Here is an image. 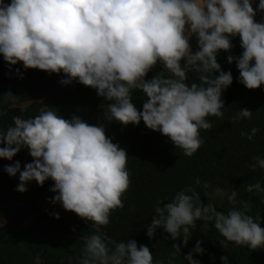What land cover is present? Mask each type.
Masks as SVG:
<instances>
[{"label":"trees","instance_id":"16d2710c","mask_svg":"<svg viewBox=\"0 0 264 264\" xmlns=\"http://www.w3.org/2000/svg\"><path fill=\"white\" fill-rule=\"evenodd\" d=\"M191 1L0 0V264H264V0Z\"/></svg>","mask_w":264,"mask_h":264},{"label":"rangeland","instance_id":"374dc122","mask_svg":"<svg viewBox=\"0 0 264 264\" xmlns=\"http://www.w3.org/2000/svg\"><path fill=\"white\" fill-rule=\"evenodd\" d=\"M195 0H192L191 4H193ZM208 1V0H207ZM206 1V4H205V7L206 5H208V2ZM212 3H216L217 5V10L221 11V13H225V12H229V7L226 6L225 4H223L220 0H211ZM191 4L187 7L186 9V12H185V17H186V20H185V26H184V31H183V41H184V46H185V50H186V54H187V57L189 59H193L194 57V54H195V51L194 49L192 48V46L190 45L189 43V38H190V34L193 32V29L198 25L196 23V18L198 16V13L194 10V9H190L189 7L191 6ZM72 18H74L73 15H70ZM204 18L206 19L207 18V15L205 13V10H204ZM197 24V25H196ZM188 25L191 27V30H189V32L186 34V30ZM193 28V29H192ZM76 189L72 190L69 194H68V197H72L73 194L75 193ZM54 209V206H50V205H43L39 211L35 214H32L28 217H26L24 219V221L22 222L21 226H27V225H30L34 222V218H35V215L36 214H41V215H45V214H48L50 213L51 211H53ZM62 211V210H61ZM6 222V219H0V224H3Z\"/></svg>","mask_w":264,"mask_h":264},{"label":"clouds","instance_id":"9594fccd","mask_svg":"<svg viewBox=\"0 0 264 264\" xmlns=\"http://www.w3.org/2000/svg\"><path fill=\"white\" fill-rule=\"evenodd\" d=\"M223 4H225L226 6H228L229 7V10H230V6H229V4H227V3H225L224 1H222V0H220ZM192 2V1H191ZM191 2H190V4H191ZM208 2V5H206V7H205V5H204V7H203V10H205V13H206V15H207V18L205 19L204 18V15L201 17V18H196V23L198 22V20H199V22H201L199 25H197L194 29L196 30L204 21H206L207 19H209V17L211 16V13L209 12V9H216V11H217V5H216V3L214 2V3H212V1L211 0H208L207 1ZM189 4V5H190ZM206 4V3H205ZM188 5V6H189ZM212 5V6H211ZM187 6V7H188ZM187 9V8H186ZM186 12V11H185ZM214 12L215 11H213L212 12V14H214ZM185 20H186V17H185ZM185 26V25H184ZM195 30H193V32L195 31ZM192 32V33H193ZM192 33L190 34V38H191V35H192ZM190 38H189V43H190ZM183 43H184V41H183ZM190 45H191V43H190ZM192 46V45H191ZM185 47V46H184ZM193 48V47H192ZM195 51V50H194ZM185 54H186V50H185ZM186 56H187V54H186ZM194 56H195V54H194ZM188 58V57H187ZM194 58V57H193ZM189 59V58H188ZM189 60H193V59H189Z\"/></svg>","mask_w":264,"mask_h":264},{"label":"water","instance_id":"95a60500","mask_svg":"<svg viewBox=\"0 0 264 264\" xmlns=\"http://www.w3.org/2000/svg\"><path fill=\"white\" fill-rule=\"evenodd\" d=\"M200 23H201V22H199L198 25H199ZM193 30H195V29H193Z\"/></svg>","mask_w":264,"mask_h":264},{"label":"bare ground","instance_id":"6f19581e","mask_svg":"<svg viewBox=\"0 0 264 264\" xmlns=\"http://www.w3.org/2000/svg\"><path fill=\"white\" fill-rule=\"evenodd\" d=\"M207 1V0H206ZM206 1H205V3H206ZM205 5V4H204Z\"/></svg>","mask_w":264,"mask_h":264}]
</instances>
